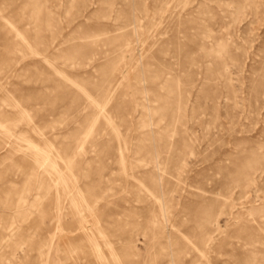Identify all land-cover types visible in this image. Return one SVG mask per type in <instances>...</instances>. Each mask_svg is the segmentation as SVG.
<instances>
[{"label":"rangeland","instance_id":"rangeland-1","mask_svg":"<svg viewBox=\"0 0 264 264\" xmlns=\"http://www.w3.org/2000/svg\"><path fill=\"white\" fill-rule=\"evenodd\" d=\"M0 264H264V0H0Z\"/></svg>","mask_w":264,"mask_h":264}]
</instances>
